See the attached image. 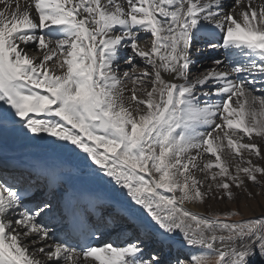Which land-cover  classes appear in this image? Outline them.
Here are the masks:
<instances>
[{
  "label": "snow or ice",
  "instance_id": "6c2138e0",
  "mask_svg": "<svg viewBox=\"0 0 264 264\" xmlns=\"http://www.w3.org/2000/svg\"><path fill=\"white\" fill-rule=\"evenodd\" d=\"M225 7L224 0H0V139L50 137L54 154L83 153L85 167L150 217L162 245L179 233L193 249L166 260L163 250L145 255L139 240L70 245L40 219L49 205L28 207L30 186L5 177L0 264L264 260V213L233 221L238 210L205 215L187 207L234 199L233 188L252 196L248 182L264 187V166L252 159L264 160V87L261 95L251 87L264 85V0ZM141 34L150 40L142 44ZM200 42L223 58L192 75ZM34 167L50 183L61 170Z\"/></svg>",
  "mask_w": 264,
  "mask_h": 264
},
{
  "label": "bare ground",
  "instance_id": "6f19581e",
  "mask_svg": "<svg viewBox=\"0 0 264 264\" xmlns=\"http://www.w3.org/2000/svg\"><path fill=\"white\" fill-rule=\"evenodd\" d=\"M224 1H227V0H224ZM233 2H234V0H229L228 4H225L226 5L225 10L226 11H227L228 7L231 6V4ZM140 39H141V41L150 40V35L145 36L144 34H141ZM34 47H35L34 45H28V50L32 51V49ZM196 47H198V44L196 45ZM128 51H130V50H128ZM213 54H215L214 50L209 49L208 52H203V53L200 52L198 54L197 58L201 55L203 57H208V56L213 55ZM121 56H122V59H121L120 63L122 66H121L120 70H121V72H123V70L126 67L125 62L127 60H125V59L127 57V53L122 52ZM135 63L136 64L137 63L142 64V62L138 58L135 60ZM208 64H209V62L206 63V65H208ZM202 65H201V67H202ZM193 70L195 71L196 67L193 68ZM194 75H196V73H194ZM248 79H251V77H248ZM251 87L255 90V94L261 95L262 93H260L258 90L260 88L264 87V85L257 82L256 84L251 85ZM216 99H219V98L213 97V100H216ZM217 122H219V120ZM50 139H52V138L49 137L48 139L28 140L22 136H18L15 134H8V135L4 136L2 139H0V157H5V158L8 157V158H11L13 160L14 159H21V160L34 159V161H36V159H38V158H45V157L47 158L48 157L50 159H54V160L59 161V163L61 165L60 172H66L67 175L64 178L58 177L54 183H50V180L48 178V183H49L50 187L57 186V185L63 186V187L57 192L58 198L54 200L56 204H50L49 210H46L40 218L43 221V223L52 224L53 230H51L52 228L49 230L51 231V233L55 237H56L58 230H59L58 225H57V221H60L62 219V217L59 214H61V215L63 214L61 211V208L58 207V203L61 202V200H63L62 204L64 205L66 203V201L69 199V195L71 193H75V188H73L72 184L76 181V179L81 178L80 173H79V169L84 171L85 175H87L88 177H91L93 179V181L95 182V185H97L101 188V189H99V191H102V193L100 195H99V193H97V194L88 193L86 195L85 203H94V204L103 203V202L109 203V204L114 205V207L117 209L116 210L117 212L124 213V215H128V217L132 216L137 223H140V225L142 222L143 223H149L150 217H147V215L142 210H140L138 207L133 209V205L130 202V199L126 195V190H122L119 186H117L114 183V181H112L107 176H104L102 173L98 174V173L92 171V169H89V168L84 166V164H83L84 154L83 153H80L79 155L71 154V153H67V152L54 154V153H52L51 146L48 142ZM244 142H247L246 138H245ZM258 143L262 148H264V141H260L258 139ZM245 156H247V153H245ZM205 158H207V157H205ZM230 162L239 163L236 160L230 161ZM257 164H261L262 166H264V160H260V162ZM93 167H96V166H93ZM196 175L201 176L202 174L197 172ZM67 179H70V180L67 182L66 181ZM260 179L264 180V177H261ZM247 187L254 195L255 190H253V188L251 187V182L247 183ZM242 192H243L242 189L238 193L235 191L234 193L237 194V195H235L236 196L235 198L241 197ZM262 192L264 193V187L262 189ZM263 198L258 197V201H257L258 203H257V205H254L255 208L254 207L252 208V205H251L252 203L249 205L245 204V205H247L246 206L247 208L243 206L244 205L243 203H241L243 205H241L242 210L239 211L240 214L244 213L243 215H246V214H251V215L257 214L258 215V214L264 212ZM39 203H41V202H39ZM198 205L199 204H188L187 207H189L193 211H197V212H200L202 214L207 215L209 212L208 209H204V208L198 209ZM203 205L207 206L205 202L203 203ZM125 208L133 209L132 215H129L127 212H125L124 211ZM226 208H229V207H227V205H226L225 209ZM61 221H64V218ZM123 224H125V223H123ZM124 229L125 228H119L116 236L123 235L124 234L123 231L125 232ZM142 229H143V231H145L144 228H142ZM151 229L154 231L152 225H151ZM100 238H103V237L101 236ZM178 238L181 239V236L179 233H177L175 236L170 238V242L172 243V248H173L172 255H171L172 257L176 254V251H178L177 248L179 247V245H182L181 242L178 240ZM122 242H124V241L119 240L118 241L119 245H121ZM102 244L103 245L106 244V240L104 242H102ZM165 257H167V256H165ZM39 258L43 259L44 257L40 256Z\"/></svg>",
  "mask_w": 264,
  "mask_h": 264
},
{
  "label": "rangeland",
  "instance_id": "374dc122",
  "mask_svg": "<svg viewBox=\"0 0 264 264\" xmlns=\"http://www.w3.org/2000/svg\"><path fill=\"white\" fill-rule=\"evenodd\" d=\"M145 41H141V43L143 44ZM31 53L30 54H32V55H36L37 53H35V52H33V51H31V50H29ZM202 56V55H201ZM200 57V56H199ZM198 57V58H199ZM197 58V59H198ZM125 59V58H124ZM194 59H195V57H194ZM197 59H195V60H197ZM202 59H210L209 57H203L202 56ZM125 60H127V57H126V59ZM124 60V61H125ZM211 62H213L214 60L212 59V60H210ZM202 62H204V61H202ZM208 62V61H207ZM207 62H205V63H203V67H201V65H200V63H196L193 67L195 68L196 66L198 67L197 69H200V70H195V72L197 73V75H199L200 73H202V72H204L205 70H207V69H209V66H207L206 65V63ZM137 65L139 66V68H138V70L140 69V68H142L143 67V65L141 64V63H137ZM208 65H212V63H210L209 62V64ZM120 66H122L121 65V63H120ZM206 66V67H205ZM201 67V68H200ZM194 71V70H193ZM252 159H253V162L254 163H259L260 162V160L259 159H257V158H255V157H252ZM236 161H238L239 163H240V161L239 160H236ZM251 187L253 188V190H255V192H254V195H252V196H248L247 195V193L246 192H244L243 190V192H242V194H241V197H239V198H234V199H229V198H227V197H225L224 199H214V198H212V197H209L206 201H205V203H206V205L207 206H205V205H203V204H199L198 205V209H208V214H215V213H223V212H225V211H228V210H231V211H241L242 210V208H241V205H243L244 207H246L247 205H249V204H251L252 205V208L254 207L255 208V206L254 205H257V201H258V197L259 198H263L264 197V193L262 192V189H263V187H261V186H258V185H256V184H253V183H251ZM241 189H236V188H233L232 189V191H233V193L236 191L237 193L240 191ZM244 193V194H243ZM240 194V193H239ZM216 195H219L218 193L216 194ZM237 195V194H236ZM236 197V196H235ZM254 201V202H253ZM263 202H264V198H263ZM241 203H243V204H241ZM245 204H247V205H245ZM227 205V207H229V208H226L225 209V206ZM209 206V207H208ZM234 206V207H233ZM247 208V207H246ZM52 210V209H51ZM240 213V212H239ZM262 213H264V212H262ZM244 213H242V214H240V215H236V216H232V217H230V220H233V221H239V220H241V218L243 217V218H250V217H254V216H259L260 214H253V215H251V214H246V215H243ZM119 224H121V223H119ZM148 224H151L152 226H153V229H154V231L152 230V229H145V231L147 230V231H150V232H152L155 236H156V226L154 225V224H152L151 223V220L149 221V223ZM124 225V224H123ZM52 228V229H51ZM128 228V232H130V233H134L136 230H133L132 228L133 227H131V226H128L127 227ZM49 229H51V230H53V226L51 225L50 227H49ZM136 240H139L140 242H141V237H137V239ZM178 240L181 242V244L183 245V243H182V240L181 239H179L178 238ZM171 243V242H170ZM181 245V246H182ZM142 247H145V248H147L148 250H149V253H151L152 251H157V252H160L161 250H163V254H164V256H166L165 255V249H166V251H168V253L167 254H169L170 252H171V245L170 244H168L167 246H164V245H162L161 243H149V242H146L145 244H143L142 245ZM180 247V246H179ZM185 247H187V246H185ZM183 247H181L180 249H182ZM172 250H173V248H172ZM187 250L188 251H185L184 253H182V252H179L180 254L178 255V256H180L181 258H183V259H186V258H188L192 253H193V249H190V248H188L187 247ZM144 252H145V250H144ZM182 253V254H181ZM172 257V256H171ZM170 257V258H171ZM169 258V259H170ZM166 260H168L167 258H165ZM250 264H264V260H262L260 257H259V255H257L256 257H254V258H252L251 259V261H250Z\"/></svg>",
  "mask_w": 264,
  "mask_h": 264
}]
</instances>
